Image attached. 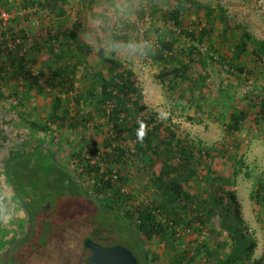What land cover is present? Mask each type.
<instances>
[{
    "label": "trees",
    "instance_id": "trees-1",
    "mask_svg": "<svg viewBox=\"0 0 264 264\" xmlns=\"http://www.w3.org/2000/svg\"><path fill=\"white\" fill-rule=\"evenodd\" d=\"M95 1H80L72 28L60 25L54 31L48 29L45 53H39L43 46L40 43L30 45L29 50L22 52V42L15 52H8L6 58L0 50V103L7 101L8 111L20 114L36 92L37 96L56 92L47 120L33 122L32 127L35 131L50 133L55 139L62 138L64 127L80 136L71 153L75 169L67 166L76 186L70 192L79 201L88 199L94 210L92 218L75 215L68 223H80L77 227L80 237L84 227L97 226V216L118 217L141 246L138 251L132 249L141 264H264V253L254 258L258 241L250 236L237 193L235 179L245 165L242 156L237 151L229 153L227 147L194 139L179 128L172 117L161 118L145 104L142 83L136 72L117 58L119 48L138 46L144 59L162 65L158 77L168 88L182 87L193 92L197 86L195 81L207 85L211 65L218 63L211 48L204 47V50L201 46H206L213 38L216 21L220 19L218 15L224 21L227 11L220 5L196 0H146L148 7H144L145 0H140L142 7L137 11V22L109 29V45L113 49L109 55L106 46L99 45V38L94 44L83 36L89 17L104 19V29H107L109 16L93 10ZM70 2L0 0V13L6 11L15 15L7 29L1 30L2 36L8 34V37L0 39V48L7 45L9 37L14 41L21 37L27 42L28 28L22 26V19L39 22L45 16L64 18L69 14L67 6ZM107 3L113 4L111 0ZM194 13L196 17L192 19ZM148 17L150 21L146 20ZM225 30L220 35L234 41V61H240L250 48L257 61L264 60V41L254 39L240 25L231 31ZM150 34L153 35L151 38ZM96 49L101 56L99 62L92 60ZM40 55L45 57L42 63ZM224 66L241 73L245 68L232 63ZM234 99L233 96H221L222 117L223 120L229 118L225 121L229 132L240 131L247 119V114L235 105ZM255 108V120L264 123V97ZM72 109L76 111L74 114ZM93 124L97 128H107L101 145L83 134ZM54 125L57 129H52ZM63 138L67 144L74 141L71 137ZM4 140V136L0 137V145ZM29 142H19L18 149L11 152L9 164L29 156L31 150L26 149ZM38 147L40 144L35 149ZM45 149L47 147L42 145V150ZM51 153L53 158L57 156L55 150ZM235 159L240 163L239 167L233 163ZM225 165L230 168L229 175L224 172ZM19 166L25 167V164ZM142 172L146 173V179L142 184H136L132 176ZM114 173H117L116 179ZM1 176L8 181L4 174ZM21 198L17 196V205ZM252 198L264 205V177L257 180ZM30 205L24 204L22 208L29 211L32 222L36 217L35 220L41 223L35 206ZM43 207L42 210L47 211L48 208ZM26 216L24 214L19 221L28 223ZM207 226L208 235L203 233ZM48 227L54 232L55 225ZM22 229L24 231L25 226ZM36 233L34 228L27 237H14L9 229H0L1 264H8L6 251L11 252V261L13 255L30 245L27 241ZM187 233L194 236L193 240L185 242ZM94 237L89 234L87 239ZM153 242L165 245L167 259L163 261L160 254L150 251ZM114 244L116 242L109 245ZM32 247L38 249L40 245Z\"/></svg>",
    "mask_w": 264,
    "mask_h": 264
},
{
    "label": "rangeland",
    "instance_id": "rangeland-1",
    "mask_svg": "<svg viewBox=\"0 0 264 264\" xmlns=\"http://www.w3.org/2000/svg\"><path fill=\"white\" fill-rule=\"evenodd\" d=\"M80 1L71 0L70 5L67 6L69 14L64 18L58 19L53 16H45L39 22L34 20L27 22L22 19V26L28 28V39L25 40L27 42H24V47L29 50L30 45L40 43L43 46L39 49V53H45L47 46L44 45L48 29L54 31L60 28V25L72 28L73 21L78 15ZM107 1L109 0H97L93 5L94 11L103 12L109 16V19L106 20L107 29H104L106 27L103 22L104 19L99 16L89 17L85 21L86 30L83 36L88 42L94 44H97L99 38V45L106 46V51L110 55L113 49L109 45V29L114 30L117 27H122L123 24L137 22V11L142 5L140 0H111V3H113L111 6ZM196 1L212 3L217 7L220 5L227 11L224 21L221 20L222 16L218 15L220 19L216 21L213 38L205 44L206 46H201L211 48V53L218 61V63L213 62L211 65V78L208 80L207 85L203 86L200 82L195 81L197 86H194L193 92L185 91L188 88L183 89L182 87L174 90L168 88L167 84L158 77L160 71H162V65L144 59L138 52V46L126 45L125 48H119L117 58L136 72L142 83V95L145 104L151 110L159 113L161 118L172 117L173 122L182 130L190 133L194 139L202 140L208 145L218 144L220 147H227L229 153L237 151L242 156L245 165L235 179L236 188L242 205L243 218L247 223L250 236L258 241L254 258H259L264 253V205H259L252 198V194L256 188L257 180L264 177V123H258L255 120L257 112L255 105H258L264 97V87L262 86L264 83V60L257 61L250 48L240 61H234L232 58V43L234 41L225 35L221 36L220 33L225 29L231 31L236 25H240L254 39L264 41V20L254 11L247 0ZM147 5L148 3L145 0L144 7ZM6 16L8 17V23H10L15 15L8 12ZM195 17L196 13H194L192 19ZM152 36L150 34V38ZM21 41H23V38ZM34 53L38 54L36 51ZM100 58L99 51L96 49L92 60L99 62ZM44 59L43 55L39 56L41 63ZM225 63L243 66L245 67L244 72L241 73L237 69H233L231 72V68L224 66ZM39 66L41 65L39 64ZM35 71L38 72V68L35 67ZM244 75L250 76L253 83L249 84ZM197 78L198 76L195 75V79ZM54 93L56 94L52 91L49 94L48 92L47 94L43 93L44 103H34V101L29 102L27 100L28 102L20 114L8 111V125L11 124L16 129H11L12 134L18 131L16 133L18 139L21 138L26 141L35 139L40 144V148L38 147L34 151L31 150L29 156L26 155L19 158V160H13L8 164L7 169L0 166V229H9L14 237L22 235V228H24L26 222L23 221V224L19 219L24 218V214H27L26 210L22 208L24 204H27V206L34 205L37 217L42 220L41 223H38L35 217L33 221L37 230L36 235H33V237L39 239L37 241H27V243H35V245L40 244L41 247L35 249L32 245H28L17 255L12 256L13 260L18 259L16 256H22L23 259H26L25 264H80L78 257L73 258L70 254L65 255L63 249H56V245L65 246L63 244L64 239L57 240L56 237L59 236L58 233L60 232H57V229L50 232L48 226L55 225L66 231L69 229L70 234H74L73 237H76L78 234L77 227L80 223L68 224V220L75 215L90 216L89 218H92L91 214L94 210L88 199L84 202L79 201L74 195L71 196L70 192L76 189L71 180L72 171H70V167L75 169L71 153L74 150V143L80 140L79 134H72L68 128L64 127L62 138L55 139L51 138L50 133L35 131L36 128L32 127L33 122L44 123L47 120V110L52 107L50 103ZM223 95L235 97V105L247 114V119L243 122L240 131L229 132L226 128L225 121H229V118L223 120L222 117L221 96ZM246 95H248L247 98H245ZM75 112V109H72V113ZM52 129H57V125H54ZM106 130V126L97 128V125L93 124L83 134L97 145H101ZM63 137H71L74 141L67 144V140ZM42 145H45L47 150H42ZM52 149L55 150L57 158L55 156L53 158ZM233 163L237 167L240 166L236 159L233 160ZM23 164H25V167L19 166ZM68 165H70L69 168ZM224 172L227 175L230 174L228 165L224 166ZM2 174L8 181L2 179ZM146 176V173L143 172L136 173L132 176V179L137 182L136 184H142ZM64 190L65 192L62 195L58 194ZM17 196L22 197L20 201L22 205L16 204V202L19 203ZM43 206L48 208L47 211L42 210ZM96 221L98 222L97 226L88 228L86 232L82 229L80 231L82 232L81 236L88 234L90 231L95 236H98V234L103 235L108 244L116 242V244H121L131 250L137 248L140 250L139 247L141 246L137 243L135 236L126 229V224H123L118 217L97 216ZM203 233L210 234L208 226ZM193 238L194 236L188 233L185 234V242L193 240ZM47 243L50 247H54L56 251L50 250V247H45ZM78 246L75 247L74 251L69 250L66 253L79 252L80 254L82 244L80 243ZM149 249L152 253L160 254L163 261L168 258L165 253V245L162 243L153 242ZM84 253L88 254L87 251H84Z\"/></svg>",
    "mask_w": 264,
    "mask_h": 264
},
{
    "label": "flooded vegetation",
    "instance_id": "flooded-vegetation-1",
    "mask_svg": "<svg viewBox=\"0 0 264 264\" xmlns=\"http://www.w3.org/2000/svg\"><path fill=\"white\" fill-rule=\"evenodd\" d=\"M32 147V146H34V143H30L27 147H26V149L28 150V147ZM34 151V150H33ZM28 219H29V221H28V223H26L25 224V230L23 231V233H22V236L24 237V235L27 237V236H29V235H31L32 234V232H33V230H34V225H33V222L31 221V217H30V215H27L26 216ZM68 224H70V223H68ZM79 226V225H78ZM90 228H92V227H90ZM57 229V230H56ZM84 230H85V232L88 230V228H87V226L86 227H84L83 228ZM57 231V232H60V233H58V235L59 236H57L56 237V239L57 240H60V239H64L63 240V244H65V246H61L60 244L59 245H56V249L58 250V249H63V252H64V254L66 255V254H70V256L71 257H73V258H75V257H78L79 259H80V264H86V261H87V259L89 258V256L91 255V251H90V249H88L87 247H85V242H86V240H87V236L89 235V234H91V232L89 231V233L86 235V237H84V236H81V233L82 232H80L79 234H80V237L79 236H77V237H73V235L74 234H70V232H69V229L66 231L65 229H63V228H59V227H56L55 226V228H54V231ZM69 233V234H68ZM37 239H39V238H34L33 236H32V238L30 239V242L31 241H37ZM92 240H94V241H96V242H98L99 244H101V245H104V246H110L109 244H108V242L106 241V238H103V235H100V236H96V237H94V238H91ZM54 240V239H53ZM27 243V244H30V245H35V243ZM59 242V241H58ZM82 244V246H81V253L79 254V252L77 253V252H75V253H72V252H69V253H66L67 251H69V250H71V251H74V249H75V247H79L78 245L79 244ZM40 245V244H39ZM66 246H67V249H66ZM41 247V246H40ZM45 247H50V245L47 243V244H45ZM56 249L54 248V247H50V250H52V251H56ZM84 251H87L88 252V254L86 255L85 253H84ZM12 254H11V252L10 251H6L5 252V261H6V263L8 262V264H15V262H17L16 264H20V262L21 261H24V264H25V260L26 259H23V257L22 256H18V259H17V261H15V260H11L10 261V256H11Z\"/></svg>",
    "mask_w": 264,
    "mask_h": 264
},
{
    "label": "water",
    "instance_id": "water-1",
    "mask_svg": "<svg viewBox=\"0 0 264 264\" xmlns=\"http://www.w3.org/2000/svg\"><path fill=\"white\" fill-rule=\"evenodd\" d=\"M26 212L29 215L28 210ZM85 247L92 252L86 264H141L133 251L121 244L104 246L92 239H87Z\"/></svg>",
    "mask_w": 264,
    "mask_h": 264
},
{
    "label": "crops",
    "instance_id": "crops-1",
    "mask_svg": "<svg viewBox=\"0 0 264 264\" xmlns=\"http://www.w3.org/2000/svg\"><path fill=\"white\" fill-rule=\"evenodd\" d=\"M6 58V57H5ZM5 84L8 85V81L5 82ZM11 84V82H10ZM12 87V85L10 86ZM8 89V88H7ZM34 95V96H33ZM29 99L30 102H39V103H44L42 98V94H39L37 96L36 94H33ZM28 102V101H27ZM52 104V100L50 105ZM47 110V109H46ZM51 110V108H50ZM50 110H47V113H49ZM16 130L12 127V125H8V104L7 101L3 102L2 104L0 103V137H5V140L3 141L4 143L0 145V166H8L9 162L11 161V152L16 151L18 148H16L19 144V142L23 141V139H18L16 133L12 134V130ZM2 142V141H0ZM29 142V141H28ZM34 143V146L28 147V151L34 150L35 147L39 145V143L34 139L29 142ZM9 151V153H8ZM16 155V154H15ZM13 159V158H12ZM6 181V180H5ZM5 210V209H4Z\"/></svg>",
    "mask_w": 264,
    "mask_h": 264
},
{
    "label": "built area",
    "instance_id": "built-area-1",
    "mask_svg": "<svg viewBox=\"0 0 264 264\" xmlns=\"http://www.w3.org/2000/svg\"><path fill=\"white\" fill-rule=\"evenodd\" d=\"M251 7L254 9V11L256 13H258L261 18L264 20V0H247ZM6 14H8V12L6 11H2L0 13V39H4L6 37H8V34L5 36H2V32L1 30L3 29H7L8 27V17L6 16ZM147 21H149V17L146 18ZM24 43V41H21V39L18 37L16 41L13 40V38L9 37V41L6 43V46H2L0 48V50L4 53L2 54V56H7L8 52L12 51L15 52V50L17 49V46L20 45L21 43ZM23 45V44H22ZM26 48L24 47L22 50L20 51H24ZM205 50V48H204ZM247 79V82L249 84L253 83V79L250 78V76L244 75ZM262 86L264 87V83L262 84ZM117 178V173H114V179Z\"/></svg>",
    "mask_w": 264,
    "mask_h": 264
},
{
    "label": "clouds",
    "instance_id": "clouds-1",
    "mask_svg": "<svg viewBox=\"0 0 264 264\" xmlns=\"http://www.w3.org/2000/svg\"><path fill=\"white\" fill-rule=\"evenodd\" d=\"M29 212V211H28ZM29 214V213H28ZM27 215V214H26Z\"/></svg>",
    "mask_w": 264,
    "mask_h": 264
}]
</instances>
